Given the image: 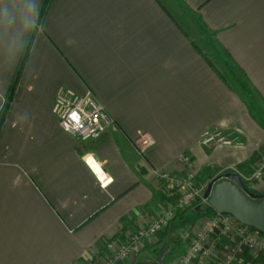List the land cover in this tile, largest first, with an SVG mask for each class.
<instances>
[{
	"label": "crops",
	"instance_id": "crops-1",
	"mask_svg": "<svg viewBox=\"0 0 264 264\" xmlns=\"http://www.w3.org/2000/svg\"><path fill=\"white\" fill-rule=\"evenodd\" d=\"M43 3L0 0V264L95 256L139 212L158 210L152 171L183 173L179 155L212 171L210 180L256 168L264 155V0H49L39 20ZM184 11L253 94L222 74ZM60 88L91 91L114 125L86 142L65 132L53 112ZM213 129L242 143L203 146ZM89 156L113 178L106 187ZM252 187L264 195V178Z\"/></svg>",
	"mask_w": 264,
	"mask_h": 264
},
{
	"label": "built area",
	"instance_id": "built-area-1",
	"mask_svg": "<svg viewBox=\"0 0 264 264\" xmlns=\"http://www.w3.org/2000/svg\"><path fill=\"white\" fill-rule=\"evenodd\" d=\"M53 112L61 128L83 142L99 139L114 125L105 107L91 91L78 94L67 88L58 89ZM200 143L208 147L239 145L242 141L235 133L213 129L202 134ZM177 161L186 169L192 167V160L187 154L179 155ZM87 163L102 187L113 181L93 156L87 158ZM229 171L238 172L224 170L217 177ZM152 174L164 185L159 214L147 226L131 230L126 239L114 237L105 240L95 256L76 264H123L143 241L152 240L181 211L197 203H205L203 195L207 185L197 182L194 173L175 174L158 169ZM241 177L251 185L261 181L264 178V155L252 172ZM149 214L141 211L139 217L145 218ZM198 226L184 235V251L172 264H264V234L256 228L230 214L217 212Z\"/></svg>",
	"mask_w": 264,
	"mask_h": 264
},
{
	"label": "rangeland",
	"instance_id": "rangeland-1",
	"mask_svg": "<svg viewBox=\"0 0 264 264\" xmlns=\"http://www.w3.org/2000/svg\"><path fill=\"white\" fill-rule=\"evenodd\" d=\"M184 16L194 19L195 23L198 24V26H196L197 29L195 30H197V32L200 33V36L203 37L201 40L202 43L205 44V51H210L209 57L213 60V62H215V64H217V66H219L222 74L225 75V77L236 86H238V82L235 81V77L239 78L241 80L240 82H243L244 86L247 87L246 90L253 94L251 87L245 81L244 77H242L239 69L225 54L223 49L218 45H212V41H208L209 39L212 40V36H210L211 33L205 30L204 26L199 23L196 14L193 12L184 11ZM211 51L213 53H211ZM208 170L209 169L196 171L192 165V167L188 169L185 167V171L183 173H194L197 182H200L201 185L205 186L208 185V183L211 181L210 179L214 176L212 171ZM246 186L248 189L253 188L249 183H247ZM159 191L161 192L163 199L164 185L162 182H160ZM159 205L156 212L150 213L149 216H146L145 218H140L138 216L132 227H128L127 229L121 231L120 235L116 236L115 238L119 237L124 239L131 230H134L135 225L140 228L147 226V224H149L152 219H154L159 214ZM198 205H200V203H197L190 209H184L175 219L169 221L165 228L158 235L152 238V240H145L150 243L151 248L155 247V249L143 253L144 249L147 248L145 247V241H143L123 264H172V262L176 260V258H178L184 251V235L190 230H196L199 227L198 225H200L208 217L212 216L209 214L207 208L195 211V207Z\"/></svg>",
	"mask_w": 264,
	"mask_h": 264
},
{
	"label": "water",
	"instance_id": "water-1",
	"mask_svg": "<svg viewBox=\"0 0 264 264\" xmlns=\"http://www.w3.org/2000/svg\"><path fill=\"white\" fill-rule=\"evenodd\" d=\"M203 196L205 203L195 207V211L211 207L264 234V195L251 192L238 172L229 171L212 179Z\"/></svg>",
	"mask_w": 264,
	"mask_h": 264
},
{
	"label": "trees",
	"instance_id": "trees-1",
	"mask_svg": "<svg viewBox=\"0 0 264 264\" xmlns=\"http://www.w3.org/2000/svg\"><path fill=\"white\" fill-rule=\"evenodd\" d=\"M48 3H49V0H44V3H43V7H42V10H41V13H40V17H39V20H41L43 17H44V14H45V10L48 6ZM30 45H28L27 47V50L25 51L23 57L21 58V62H20V66H19V73L21 72L22 68L24 67L25 65V62L28 58V52H29V47ZM208 212L210 215H213L215 214L216 212L211 208V207H208L207 208Z\"/></svg>",
	"mask_w": 264,
	"mask_h": 264
}]
</instances>
